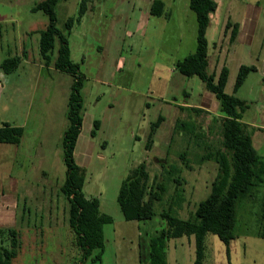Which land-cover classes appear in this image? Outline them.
Wrapping results in <instances>:
<instances>
[{"label":"rangeland","instance_id":"rangeland-1","mask_svg":"<svg viewBox=\"0 0 264 264\" xmlns=\"http://www.w3.org/2000/svg\"><path fill=\"white\" fill-rule=\"evenodd\" d=\"M39 1L0 0V62L12 55L22 56L13 72L0 69V125L22 128L18 144H0V219L1 203L8 201L11 194L24 200L26 209H30L31 192L44 197L46 185L55 192L64 178L60 140L66 126L72 75L51 64L56 43L49 53V65L43 64L38 53V31L47 24L41 11L31 10ZM187 1L165 0L174 14L169 20L149 15L146 3L139 0L130 12L125 0L98 1L95 18L74 24L68 35L70 59L83 75L80 94L84 116L100 123L94 137L81 136L78 140L74 160L85 168L83 193L96 197L99 209L112 218L102 226L104 249L100 261L93 264H149L148 239L162 227L160 211L170 206L171 214L187 218L207 195L215 176L216 163L200 157L221 148L218 116L205 111H181L171 101L196 102L203 89L195 75L180 74L181 83L173 82L171 76L174 63L191 52L196 42V21L190 16L194 14L190 9L188 16L184 15ZM78 3L79 0H59L54 5L58 29H63L68 16L77 14ZM215 3L217 8L205 31L208 54L213 50L212 43L222 39L226 19L229 17L231 23L235 19L230 8L254 7L250 43L237 41L228 46L222 42L224 51L227 48L222 58L228 70L223 91L247 103L242 121L264 125V0ZM174 24L182 35L179 44L174 42ZM164 34L172 35V39L162 40L160 35ZM239 64L252 65L254 69L234 91ZM206 70L210 72V68ZM159 115L163 120L155 131L153 145L145 149L150 124ZM181 122L185 127L179 126ZM260 135L263 143L258 150L264 155V132ZM81 146L84 148L80 151ZM140 162L146 166L149 181L155 176L165 191L160 200L154 201L150 219L129 221L120 211L116 193L120 181ZM175 175L180 179L177 184L172 180ZM174 190L181 197L178 205L171 201ZM254 199L243 200L244 206L237 207L235 236L227 248L214 234L205 235L202 264H264V237L253 232L260 213ZM55 216L56 213L52 218L45 214L42 218L38 213L31 229L19 230V248L11 264L79 263L72 232ZM164 252L165 264H193L192 236L169 239ZM81 264L90 263L86 260Z\"/></svg>","mask_w":264,"mask_h":264},{"label":"trees","instance_id":"trees-1","mask_svg":"<svg viewBox=\"0 0 264 264\" xmlns=\"http://www.w3.org/2000/svg\"><path fill=\"white\" fill-rule=\"evenodd\" d=\"M59 0H41L36 2L32 11H41L47 17V24L38 31L37 49L44 65L50 63V51L56 43V56L52 61L54 68L68 72L72 75L65 118L66 126L62 131L60 147L61 160L64 165V178L59 186L68 202V228L73 234L76 248L79 250V263L86 260L90 264L100 261L104 249L103 230L104 223L112 221L110 215L98 211V199L96 197H85L82 187L85 177V168L74 161L73 149L76 137L80 131L82 121V97L80 88L83 75L78 69L77 63L70 59L68 46V35L73 22V16H68L63 22V29L56 27V16L54 5ZM90 0H79L77 15L84 13L86 5ZM214 0H188L189 8L194 12L196 18V42L194 50L182 59L174 63V69L184 76L195 75L203 84L204 89L210 92L218 102L220 113V143L221 148L208 151L200 157L212 159L217 167L216 173L211 181L207 195L197 202L194 210L187 218H179L167 210H161L159 215L163 224L148 241L149 264H165V243L172 238L192 236L195 258L193 264H202L204 257V237L207 233L214 234L226 245L234 238L237 206L246 197H252L258 182L264 181V159L257 156L256 151L250 143L248 126L241 120V113L247 107L243 99L228 95L223 91L227 79L228 70L222 66L216 77L214 73H208L207 66V41L205 29L209 21V13L214 8ZM161 0H153L150 5V13L160 15L162 13ZM230 25L227 22L226 27ZM236 23L231 25L229 42L236 36ZM22 60L20 55H12L0 62V69L5 73L13 72ZM253 70V66L240 64L233 83L236 90L245 79L247 73ZM197 112L196 108H189ZM163 117L159 115L150 124L147 133L145 149L151 144V137ZM181 122L179 126L185 127ZM98 127V120L92 121L90 136L94 135ZM22 134L20 126L7 123L0 125V143L7 142L18 144ZM181 155H183L181 153ZM177 170V169H176ZM174 170V172H176ZM174 183H179L177 175L172 177ZM165 191L162 182L157 181L155 176L149 181V173L143 162L130 169L127 175L120 181L116 193V202L120 211L129 221L147 220L154 214L153 203L160 200ZM255 191V190H254ZM175 196L171 200L175 204L181 200L178 192L174 190ZM264 198V195H263ZM258 224L255 230L260 237H264V202L259 207ZM261 222V224H259ZM7 242L2 252L3 256L11 264L19 248V231L9 229L7 231ZM95 252V253H93ZM93 253V254H92Z\"/></svg>","mask_w":264,"mask_h":264},{"label":"crops","instance_id":"crops-1","mask_svg":"<svg viewBox=\"0 0 264 264\" xmlns=\"http://www.w3.org/2000/svg\"><path fill=\"white\" fill-rule=\"evenodd\" d=\"M98 1L101 2L102 0H97L96 2L93 0H90L86 5V9H85L83 14H81L80 16L75 14L73 16V22H72V25L70 28V32L72 31L74 24H83L84 19L88 18V20H90L91 18H95L94 17V10H95L96 5H98L97 4ZM140 1L142 3H146V8H147L146 12L152 16L153 14L150 13L149 8H150V5H151L153 0H139V2ZM125 2L128 5V7H127L128 12H130V9L134 8L136 0H125ZM161 2L163 5L162 6L163 11L160 15H154V16L164 18L165 20H169L170 17H172V19H173L174 14L172 15L171 12L168 10L166 3H165V0H161ZM214 3H215V0H214ZM184 7H186V10H184V15L188 16V14H189L188 10H190V8L188 6V1ZM216 8H217V4L215 3L213 10L209 13L208 23L211 22L210 19H211L212 15L214 14ZM230 10L233 11V13L235 14L234 21L232 23L229 22V20H228L229 17H228L224 23L225 24L224 28L221 30L222 39L219 40L220 42L219 43H217V42L212 43L213 44L212 45L213 50L211 51V54H208L207 49H206V53H207L206 69L210 68V72H208V73H214L215 77H216L217 73L219 72V70L221 69V67L225 66L224 65L225 60H224V58H222V51L224 54H226L227 48L224 51V49H223L224 47L222 48V44H223L222 42L223 41H224V43L226 42L228 44V46L232 45L233 43H235L237 41L238 42H244V44H249L250 43L249 41L251 40L252 33H253V28H252L253 16L256 14L254 7L251 5H245L242 7L239 5L238 6L235 5L234 7L230 8ZM190 12H193V11L191 10ZM193 14H194V12H193ZM190 16H194L193 18L196 21L195 14L191 15V13H190ZM126 17H127V19L129 18L128 16H126ZM227 22L230 23V25H228V27H226ZM233 23H236V25H237L236 36L232 42H229V40H228L229 33L231 30V25ZM207 26H208V24H207ZM207 26H206V28H207ZM172 27H173V32L175 33V36H176L174 42H177V44H179L180 40L182 39V35H181V32L179 31V27L176 24L172 25ZM205 31H206V29H205ZM69 35H70V33H69ZM170 36H172V35H170ZM170 36H168V34H164V35H160V38L162 40L163 39L165 40V39L169 38ZM170 38L172 39V37H170ZM117 40L120 41V39H117ZM68 46H69V44H68ZM194 47H195V43H194V46L192 48V51L194 50ZM115 50H117V49H115ZM119 55H120V53H119ZM239 65H238V67H239ZM238 67H237V69H238ZM173 69H174V66H173ZM253 69H254V67H253ZM175 71L176 70L174 69V70H172V73H171V76L174 77L173 82L181 83L179 76H181L182 74L179 73L178 71H176V72ZM176 73L179 75H176ZM181 91H183V90H181ZM183 92H184L185 96H187L188 93L186 91H183ZM212 98H214V96L210 92L206 91L204 89V86H203L201 93H199V99L196 102H173V100H171V101H172L173 105H176V109H180L181 111L191 110L189 108L193 107V108L198 109V111H197L198 113H202V112L204 113V111H205V112H209L211 115H215V116L219 117L220 113L218 111V102L216 100L213 101ZM93 120L94 119H92L90 116H87V115L84 116V112L82 110L81 127H80V131L76 137L74 147H76V144H77L78 140L81 138V136H83V138H86L87 135H88V137H94L96 135L100 123L98 120V127L95 130L94 135L90 136V130L92 128L91 125H92ZM243 122L246 123L248 126L250 143H251L252 147L254 148V150L256 151L257 156L264 159V155L260 154L259 150H258L262 146L261 142L263 143V141H261V138H263V136L260 134H262L264 132V125L259 124L256 121H250V122L243 121ZM156 129H155V131H156ZM155 131L152 134V137H151L152 141H151L150 145H153V137H154ZM2 143H7V142H1L0 144H2ZM83 148H84V146H81L80 151ZM73 151L75 152V149H73ZM73 158H74V155H73ZM258 183H259V185L257 187H255L256 188V189H254L255 191L252 190L253 191L252 197L248 196V197L244 198L243 200L245 202H251V201H253L254 196L256 194V199H254V200H256V203H257L258 209H259L260 205L264 202V198H263L264 189H260V186H264V181H261ZM44 189H45V191L43 190V192H42L43 195L46 194L44 197L35 196V194L32 192L29 194L31 197H33L32 201H30V204H29L30 209H26V202L24 200H21L18 197L14 198L13 194L10 195V198L8 199V201H4L1 203L2 209H1V219H0V264H8V261L3 256L2 252L4 250V247L6 246L7 231L9 229H16L17 231L24 230V229H31L33 227L32 226V219H37L38 213H40L42 215V218L45 216V214L49 215L50 218H52L53 213H56L55 219H58L59 221H61V223L64 227H66V225L68 226V202H67L65 195L60 191V189L59 190L57 189L54 192L52 186H50V188H48V185H46ZM257 189H258V191H257ZM259 190H261V191H259ZM256 191H257V193H256ZM83 195L85 196L84 193H83ZM0 197L3 198L2 192L0 193ZM85 197L89 198L92 196H85ZM243 200L241 201L239 208L244 206V204H242ZM98 211L100 213L102 212L99 209V206H98ZM58 213H59V215H58ZM102 213H104V212H102ZM104 214H107V213H104ZM107 215H109V214H107ZM104 224H106V223H104ZM256 224H258V223H256ZM259 224H261V222ZM150 238H151V236L149 237V239ZM149 239H148V241H149Z\"/></svg>","mask_w":264,"mask_h":264}]
</instances>
